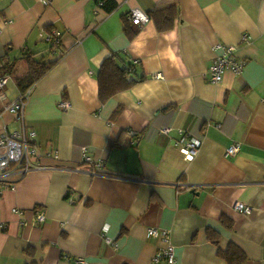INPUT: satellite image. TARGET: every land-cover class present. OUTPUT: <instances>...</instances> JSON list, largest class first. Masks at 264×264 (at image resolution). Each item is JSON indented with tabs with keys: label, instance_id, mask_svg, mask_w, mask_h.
Listing matches in <instances>:
<instances>
[{
	"label": "crops",
	"instance_id": "0c3cea01",
	"mask_svg": "<svg viewBox=\"0 0 264 264\" xmlns=\"http://www.w3.org/2000/svg\"><path fill=\"white\" fill-rule=\"evenodd\" d=\"M114 2L0 0V125L40 151L0 180V264H165L150 227L175 264H264V0ZM219 44L242 69L215 81ZM109 56L122 71L102 72Z\"/></svg>",
	"mask_w": 264,
	"mask_h": 264
},
{
	"label": "built area",
	"instance_id": "2783aa9c",
	"mask_svg": "<svg viewBox=\"0 0 264 264\" xmlns=\"http://www.w3.org/2000/svg\"><path fill=\"white\" fill-rule=\"evenodd\" d=\"M45 4H51L53 0H41ZM149 15L139 9L132 10L129 20L137 25H147L149 22ZM61 31L54 32L46 36L47 40L54 38V46L61 41ZM220 53L214 63L211 65L212 78L215 81L222 79L227 69L234 71H241L242 66L236 62L235 50L233 45H218ZM156 76H162V73H157ZM9 76L0 75V98L5 96L4 88L6 86ZM26 94H22L17 101L12 102L7 106V109L16 112L20 117L24 115ZM62 109H68L71 104L68 100L60 102ZM34 132L29 134H22L18 131H10L0 125V180H2L11 170L13 166L24 172L32 168L34 160L40 155L38 145L34 141ZM201 146L200 140L190 138L188 134H183L180 141V150L185 158L193 159L198 154ZM240 151V144H232L227 148L228 155H234ZM86 159L91 162V158L86 156ZM93 162V161H92ZM100 165V164H98ZM235 208L243 213H250L252 208L244 202L237 201L234 204ZM40 219H44L43 214H39ZM148 234L151 236H159L162 240L163 246L160 248L154 257L157 263L175 264L176 253L175 245L171 240V235L167 229H159L158 227L148 228ZM85 262L84 259H79L77 263Z\"/></svg>",
	"mask_w": 264,
	"mask_h": 264
},
{
	"label": "trees",
	"instance_id": "16d2710c",
	"mask_svg": "<svg viewBox=\"0 0 264 264\" xmlns=\"http://www.w3.org/2000/svg\"><path fill=\"white\" fill-rule=\"evenodd\" d=\"M104 6H108L109 4H111V8H113L115 6V2L114 0H102ZM107 4V5H106ZM174 12V13H172ZM171 13H168L166 16L164 17H159V16H155V18L157 19L158 21V24L161 23V21H169V20H172V18L176 15V13L178 12L177 9L173 8V11ZM172 26V24H170L168 27ZM34 62H30V75H33L35 78L37 77H40V75L45 72V70L42 71V73H38L36 74V72H34ZM50 63L48 64L47 66V69L50 67ZM117 71H122L119 66L116 64V62L114 61V59L109 56L106 61L103 63V67H102V72H109V73H116ZM248 214V213H247Z\"/></svg>",
	"mask_w": 264,
	"mask_h": 264
},
{
	"label": "rangeland",
	"instance_id": "374dc122",
	"mask_svg": "<svg viewBox=\"0 0 264 264\" xmlns=\"http://www.w3.org/2000/svg\"><path fill=\"white\" fill-rule=\"evenodd\" d=\"M49 50H50V49L48 48L47 51H49ZM51 55H52V54H51V51H50V52H48V55H46V58L49 59Z\"/></svg>",
	"mask_w": 264,
	"mask_h": 264
}]
</instances>
